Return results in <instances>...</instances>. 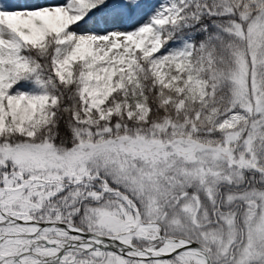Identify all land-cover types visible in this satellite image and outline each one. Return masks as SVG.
I'll list each match as a JSON object with an SVG mask.
<instances>
[{
  "label": "snow or ice",
  "instance_id": "snow-or-ice-1",
  "mask_svg": "<svg viewBox=\"0 0 264 264\" xmlns=\"http://www.w3.org/2000/svg\"><path fill=\"white\" fill-rule=\"evenodd\" d=\"M0 264H264V0H0Z\"/></svg>",
  "mask_w": 264,
  "mask_h": 264
}]
</instances>
